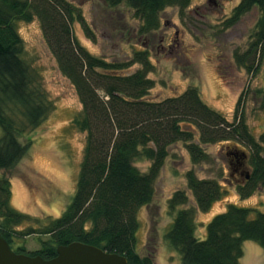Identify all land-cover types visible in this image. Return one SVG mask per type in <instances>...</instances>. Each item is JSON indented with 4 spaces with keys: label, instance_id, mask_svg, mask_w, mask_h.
<instances>
[{
    "label": "trees",
    "instance_id": "16d2710c",
    "mask_svg": "<svg viewBox=\"0 0 264 264\" xmlns=\"http://www.w3.org/2000/svg\"><path fill=\"white\" fill-rule=\"evenodd\" d=\"M105 2L111 8L125 4L132 9L140 36L160 29L167 8L177 6L184 14L191 4V0ZM256 8L259 17L249 49L235 55L240 65L246 64L244 59L249 61V69L251 59L264 51V0H240L223 23L230 28ZM36 17L60 71L79 96L82 109L73 125L85 133V147L73 198L41 230L48 237L40 240L41 248L27 252L14 243L20 235L33 232L18 230L30 217L11 204L6 172L22 161L33 143V138L22 142L21 136L33 132L52 106L23 58V39L17 29L18 21ZM76 22L89 36L82 8L70 0H0V233L15 252L45 259L55 257L59 245L80 241L122 254L130 264H155L152 254L142 257L137 252L138 213L152 202L171 147L183 142L191 162L199 164L210 159L206 145L236 141L246 146L250 177L237 186L245 198L264 187V132L256 138L238 109L229 121L208 106L194 86L179 96L149 98L155 86L149 77L154 66L149 52L144 49L127 60L108 61L79 42L73 28ZM136 63L141 67L131 71ZM262 94L264 106V90ZM136 161L151 162L148 171H141ZM185 176L188 192L177 190L168 201L174 219L166 233L182 264H240L248 240L264 250V213L254 208L228 205L207 223L205 237H198L196 210L208 211L227 190L216 179L199 178L193 169ZM189 194L195 207L181 208L189 203Z\"/></svg>",
    "mask_w": 264,
    "mask_h": 264
},
{
    "label": "rangeland",
    "instance_id": "374dc122",
    "mask_svg": "<svg viewBox=\"0 0 264 264\" xmlns=\"http://www.w3.org/2000/svg\"><path fill=\"white\" fill-rule=\"evenodd\" d=\"M82 8L88 36L81 23L73 25L79 42L94 55L108 61L127 60L141 50H147L153 63L149 77L155 81L149 98L163 100L181 95L189 87L198 88L202 100L223 113L229 121L236 110L243 116L256 138L264 132V51L245 65L236 61L249 49L259 17L258 9L244 16L236 25L224 28L240 0H191L181 14L179 7H169L162 13L159 30L146 36L137 35L139 21L133 10L122 4L111 8L105 0H70ZM17 29L23 39V58L33 76L52 102L41 124L21 136L33 143L22 161L6 172L11 180V204L30 218L18 230L32 229L29 236L20 235L15 247L27 252L41 248L43 227L59 217L73 198L83 159L85 133L73 125L82 109L79 96L71 81L58 67L49 48L40 20L18 21ZM93 37V38H92ZM136 63L130 70L140 68ZM262 90V91H261ZM261 91V92H260ZM2 135L0 128V137ZM210 159L193 164L183 142L171 147V154L155 182L152 202L138 213L137 252L145 257L152 254L155 264H182L180 253L166 239L174 215L168 201L177 190L187 189L186 172L193 169L199 178L216 179L227 190L206 212L196 210V235L204 238L207 223L228 205L254 208L264 213V187L248 197H241L238 184L251 171L248 148L236 141H224L204 146ZM236 154V155H235ZM242 161L240 172L231 176L232 158ZM147 172L151 162L136 161ZM181 208H194L193 196ZM240 264H264V250L254 241H245Z\"/></svg>",
    "mask_w": 264,
    "mask_h": 264
},
{
    "label": "water",
    "instance_id": "95a60500",
    "mask_svg": "<svg viewBox=\"0 0 264 264\" xmlns=\"http://www.w3.org/2000/svg\"><path fill=\"white\" fill-rule=\"evenodd\" d=\"M243 158L247 155L243 152ZM250 177V171L245 178ZM0 264H130L126 256L108 252L101 247L74 241L57 247V255L45 259L40 255L15 252L0 233Z\"/></svg>",
    "mask_w": 264,
    "mask_h": 264
},
{
    "label": "flooded vegetation",
    "instance_id": "af4514ba",
    "mask_svg": "<svg viewBox=\"0 0 264 264\" xmlns=\"http://www.w3.org/2000/svg\"><path fill=\"white\" fill-rule=\"evenodd\" d=\"M230 165H231V169L233 171V173L231 174L232 177L235 178V174L238 173V172L240 174L242 173V172H240L241 166H242V161L240 160V158L238 156L236 158H232V161H231ZM241 175H243V173Z\"/></svg>",
    "mask_w": 264,
    "mask_h": 264
}]
</instances>
